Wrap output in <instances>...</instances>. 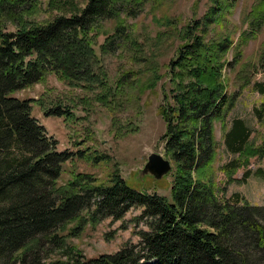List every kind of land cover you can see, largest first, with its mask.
I'll return each mask as SVG.
<instances>
[{
    "label": "trees",
    "instance_id": "1",
    "mask_svg": "<svg viewBox=\"0 0 264 264\" xmlns=\"http://www.w3.org/2000/svg\"><path fill=\"white\" fill-rule=\"evenodd\" d=\"M160 1L0 0V264H264V206L252 205L238 192L225 197L226 186L218 183L214 165L216 120L226 146L238 152L221 166L227 182L245 180L251 174L250 158L264 155V135L258 144L246 143L248 129L242 119L234 118L225 128L234 95L226 67L239 65L241 86L252 82L264 93V80H252L251 64L241 62L242 45L254 30L240 33L237 42L229 33L206 38L208 26L230 8L227 1L180 28L174 18L154 13L181 40L161 71L157 56L131 37L132 29L126 31V17L146 5L152 10ZM247 14L253 25L264 20V0ZM106 19L113 22L105 25ZM101 34L105 39L98 44ZM125 40L133 46L136 65L120 72L112 87L103 55L119 45L123 49ZM51 73L81 94L93 93L109 108L115 91L154 92L167 73L158 112L165 123L159 138L172 161L169 197L129 186L117 170L104 182L91 171L77 169L76 158L93 166L107 161V154L91 146L57 148V140L31 113L32 102L65 121L75 117L74 104L47 99L45 90L35 99L13 94L46 83ZM116 122L113 117L112 125L119 127ZM240 160L245 169L241 177H233ZM66 161L69 168L62 180ZM133 207L142 208L140 216L148 227L137 232V244L126 242L115 253L85 258L68 242L87 225L120 220Z\"/></svg>",
    "mask_w": 264,
    "mask_h": 264
},
{
    "label": "rangeland",
    "instance_id": "2",
    "mask_svg": "<svg viewBox=\"0 0 264 264\" xmlns=\"http://www.w3.org/2000/svg\"><path fill=\"white\" fill-rule=\"evenodd\" d=\"M222 1L230 2L231 6L220 19L208 26L206 38L214 39L229 33L233 41L237 42L240 33L254 30V36L242 45L241 62L251 64L252 80H264V66L260 65L264 43V20H259L253 25L247 14L258 0H161L152 10L146 5L135 16L126 17V31L132 29L131 37L136 38L148 54L152 52L156 55L161 71H166V64L174 56L181 40L177 38L176 32L167 30L163 21L155 20L154 13L157 17L166 15L174 18L178 21V28H180L187 23L193 24L210 7ZM111 22L113 20L106 19L104 24L109 25ZM8 27L12 28L11 25ZM104 39V34L99 35L98 44ZM98 44L95 48L97 53H100ZM122 45L123 49L119 45L117 50L103 55L102 63L112 87L120 72L136 65L131 43L125 40ZM227 58H232L230 49L227 52ZM238 66L225 69L230 83L228 89L230 93H234L232 105L225 112V128L229 129L234 118H240L248 129L246 143L258 144L264 135V93L254 89L252 82L241 86L242 79L236 72ZM166 80H168L167 73L158 81L154 92L147 90L141 93L136 88L115 91L109 103L111 108L97 100L93 93L81 94V90L69 87L52 73L48 75L46 83H34L13 94L35 99L45 90L50 93L47 99L74 104L75 117L69 121H65L62 116L45 114L34 101L31 113L45 126L47 133L57 140L59 150L91 146V149L95 148V151L107 154V161L99 160L100 162L94 163V166L90 161L76 158L77 169L91 171L99 181L104 182L113 170H117L129 186L169 197L171 171L158 179L150 175L140 177L136 173L151 151L164 154L163 142L159 137L165 128V123L158 112V105L162 99L161 84ZM165 85L168 86V84ZM113 117L117 119L116 126L119 127L112 125ZM214 125L218 142L214 165L217 167L218 183L226 186L224 196L228 198L232 192H238L252 205L264 206V155L250 158L248 168L251 174L245 180L234 179L227 182L228 176L221 166L236 159L238 152L226 146L225 132L220 121L216 120ZM68 168L69 164L66 161L61 171L62 180L67 177ZM258 168H261L263 172H258ZM244 169L240 160L232 176L241 177ZM141 210L140 207H133L120 220L105 218L94 228L87 225L78 235L70 237L68 242L76 245L85 258L115 253L126 242L137 244L139 241L137 232L148 230L144 219L140 216Z\"/></svg>",
    "mask_w": 264,
    "mask_h": 264
},
{
    "label": "water",
    "instance_id": "3",
    "mask_svg": "<svg viewBox=\"0 0 264 264\" xmlns=\"http://www.w3.org/2000/svg\"><path fill=\"white\" fill-rule=\"evenodd\" d=\"M172 168L171 160L163 153L151 151L143 166L137 170L138 176L150 175L153 178H161L169 173Z\"/></svg>",
    "mask_w": 264,
    "mask_h": 264
}]
</instances>
